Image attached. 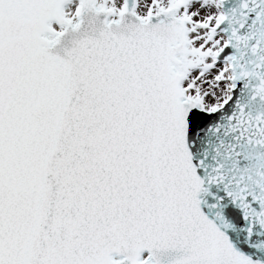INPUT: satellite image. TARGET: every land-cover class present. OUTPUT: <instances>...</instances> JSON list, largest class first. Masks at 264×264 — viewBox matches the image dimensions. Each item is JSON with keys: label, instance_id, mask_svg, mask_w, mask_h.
<instances>
[{"label": "snow or ice", "instance_id": "snow-or-ice-1", "mask_svg": "<svg viewBox=\"0 0 264 264\" xmlns=\"http://www.w3.org/2000/svg\"><path fill=\"white\" fill-rule=\"evenodd\" d=\"M0 264H264V0H0Z\"/></svg>", "mask_w": 264, "mask_h": 264}]
</instances>
